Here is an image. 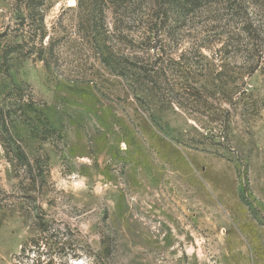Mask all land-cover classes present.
<instances>
[{"label": "rangeland", "instance_id": "obj_1", "mask_svg": "<svg viewBox=\"0 0 264 264\" xmlns=\"http://www.w3.org/2000/svg\"><path fill=\"white\" fill-rule=\"evenodd\" d=\"M243 4L263 30L258 58L264 0ZM157 9L45 0L46 51L21 1L0 0V54L11 52L0 59V106L15 82L52 125L22 144L34 180L0 143V264H264V62L247 72L237 56L222 91L198 95L210 92L221 45L201 24L222 12L174 32ZM102 53L152 64L154 88L125 81Z\"/></svg>", "mask_w": 264, "mask_h": 264}, {"label": "trees", "instance_id": "obj_2", "mask_svg": "<svg viewBox=\"0 0 264 264\" xmlns=\"http://www.w3.org/2000/svg\"><path fill=\"white\" fill-rule=\"evenodd\" d=\"M19 1H21V4L26 9V19L38 24L36 30L37 33L35 32V39H37L41 50L47 51L48 47L43 46V42L47 37L43 23V7L45 0ZM99 1L101 2L102 0ZM156 5L158 7L157 10L160 11L163 16L168 13V15L166 14V17L172 19L174 32L187 28V19L198 13L201 14L204 11L214 9L212 6L216 7L214 9L216 12H222L220 17L218 14L217 16H213V18L204 20L201 24L206 28V30L201 29L205 32L206 36L212 38L218 37V42H221V45L217 51V57L219 58L215 57L214 59L219 64H213L215 68L209 73V76H211L209 81V85L211 86L210 92L202 91L201 93L202 89L200 87V93L198 95L211 93V91L212 93L219 94L226 82V71L229 69V63H231V60L237 56L245 58L244 64L247 72H252L257 69L260 63L264 62L263 53V56L258 58L254 57L258 52L256 49H259L257 38H259L260 34H263V30L260 28V25L258 27L253 25L252 20L248 16L247 7L243 4V0H156ZM98 12L97 16L103 15L102 8H99ZM169 13L172 14L170 17ZM159 16L160 14L158 13L154 19L157 20ZM249 20L250 23L248 22ZM213 22H217L218 24H213ZM211 23L213 24L212 26ZM152 31L153 28H150L149 32L152 33ZM172 36H175V34ZM251 40L255 41V44L251 43ZM17 47H15V49ZM158 52L160 55H156L157 58L154 64H157L158 62L162 63V57L166 55L161 45ZM10 53L11 52L1 53L0 59L6 60L7 55ZM98 57L106 68L116 74L117 72L115 68L117 67L119 70L118 75L125 81L138 85L140 82H144L147 85H150L151 88H154L152 85L153 83H156V81L154 80L153 75H156L157 71L154 69L147 70V67L152 68V64L151 66L146 65V68L131 63H127V65L124 66L116 61L115 56L111 53L106 55L102 53ZM40 60H43V58L41 57ZM254 63H256V66H253ZM7 72L8 71H6V73ZM4 83L5 86L3 91L8 97H11L12 100H10V103L7 105L0 106V143L7 154H12V157L16 160L18 166L29 168V177L31 180H34L35 175L32 173V167L24 152L22 144L25 147L30 139H38L40 132L44 134L46 130L49 132L48 129H51L52 125L49 120L48 108L45 105L40 106L31 100H21L20 95L22 94V90L19 84L10 82L13 84V87H10L8 82L7 84L6 82ZM22 126H25V132L21 129ZM46 138L47 136H43V140ZM37 170L39 172L42 171L41 167H37ZM39 176H41V174H39ZM35 219L39 220V216L36 215ZM36 227L42 234L48 232L47 229H45V224H37ZM39 243L38 240L34 241L32 243L33 247L39 248ZM44 244L47 245V243Z\"/></svg>", "mask_w": 264, "mask_h": 264}]
</instances>
